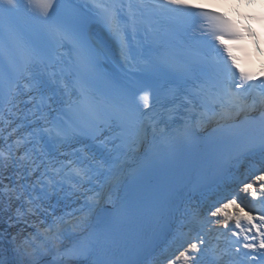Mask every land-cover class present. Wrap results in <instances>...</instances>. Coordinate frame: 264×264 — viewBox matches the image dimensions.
<instances>
[{
    "label": "snow or ice",
    "instance_id": "snow-or-ice-1",
    "mask_svg": "<svg viewBox=\"0 0 264 264\" xmlns=\"http://www.w3.org/2000/svg\"><path fill=\"white\" fill-rule=\"evenodd\" d=\"M20 0H0V27H4L8 32L9 40H11L19 50L23 68L27 70L31 65L41 61L44 54V46H34L31 42L24 40L19 33L15 32L11 27V20L15 13L21 10ZM35 18L48 21L51 13L55 9V0H27V4L23 5ZM95 7L99 9L100 18L113 38H115L121 48L122 55L128 48L126 39L127 31L131 29L133 36L135 35L138 16L137 13L145 5L141 4L139 8L129 3L127 6V18L122 22L119 15L123 5L116 3L105 4L96 2ZM162 11H181L189 8H198L189 0H165L164 4L153 5ZM199 17L202 19L201 27L205 28L208 35L212 38L210 41L212 48L216 52V81L212 92L204 96L206 103L213 106V111H203L200 113L201 119L217 118L231 119L234 115L255 111L260 107H264V77L259 78L260 84L253 83L257 77L244 68L238 62V57L234 54L232 46L225 40H240L241 33L237 30L232 21L227 17L207 9L199 10ZM45 31L50 42L58 44L61 48H67L69 56V73L76 78L71 84H65L66 89L71 88V95L76 96V100L69 103L67 111L57 117V125L55 129L46 128L45 131L52 137L55 131V138L58 142H64L77 137H89L96 139L103 125L110 124L113 120H118L120 126L131 124L136 120L137 106L127 101L121 105L103 106L95 96L91 84L96 69V58L101 52L100 46L88 35V25L85 21L74 19L71 23H48ZM252 35H255L254 33ZM0 55L9 56V50L3 40H0ZM28 88V85L24 86ZM256 91L259 100L252 96V92ZM134 95V93H133ZM143 107L149 108V96L147 93L141 97ZM192 103L191 100L188 101ZM215 106H219V111H215ZM71 113V114H69ZM40 119L47 122V113L41 114ZM151 131L153 135L156 133L155 125H152ZM148 135V127L141 123L136 131L135 136L128 142L121 145H115L114 148L108 147L107 141H101V145L107 149L109 156L115 151L117 154L111 159L110 163L115 165L116 170L120 171L125 167H130L137 162L138 153L141 146L146 141ZM20 141H17L19 144ZM123 147L125 150L120 151ZM108 160L101 158L96 161L97 172L103 169ZM93 169H74L80 181L90 180L89 173ZM57 176L60 175V169H56ZM63 179V178H62ZM255 181L261 182L259 187H255L253 183H244L240 189L241 192L249 194L253 200H260L264 204V173L257 175ZM49 186L55 188L59 185L58 181L49 180ZM82 186V185H81ZM76 185H73L75 188ZM105 195V185H101V190L94 192L93 195L87 197V201L81 209H74L53 220L52 224L46 229L45 244L39 247L45 248L47 245L56 246L63 232L66 231L67 225H72L75 221L76 227L84 226L88 218L95 211ZM110 198V195H109ZM31 204L32 201H29ZM219 206H214V210H210L212 217H221L216 222L221 224L224 229H229V222L234 220V229H229L231 235L235 237H243V242L237 239L235 243L242 244L244 249L257 252L264 250V214L253 216L250 213H244L237 203L236 195H232L229 199L227 195L222 197L218 202ZM40 208V205H36ZM229 207H234V213H229ZM19 211V210H18ZM31 212L32 209L29 208ZM80 215H76V212ZM243 213V215H241ZM66 217H70L68 219ZM208 223H211L210 221ZM211 230V229H210ZM238 230V231H236ZM255 233L249 235V233ZM198 243L189 242L188 247L184 251H180L175 259L168 258V264H195L194 257L191 253L202 251L200 245H204L203 238H198ZM59 250V249H57ZM240 248H236V252H240ZM68 256L86 255L87 249L84 246L66 249L64 252ZM248 255V253H245ZM260 258L264 259V252H260ZM256 260L254 256L252 258Z\"/></svg>",
    "mask_w": 264,
    "mask_h": 264
},
{
    "label": "bare ground",
    "instance_id": "bare-ground-1",
    "mask_svg": "<svg viewBox=\"0 0 264 264\" xmlns=\"http://www.w3.org/2000/svg\"><path fill=\"white\" fill-rule=\"evenodd\" d=\"M126 50L128 59H137L131 56L130 49ZM22 83L28 85V88L12 98L0 119V150L3 153L0 160V264H71L52 261L50 256L56 246L66 242L79 228L83 227H76L75 221L72 225L66 226V231L63 232L56 246L47 245L45 248L39 246L45 244L46 229L54 219L64 216L74 209H81L86 203V197L98 192L97 183L102 178L100 174L108 163L103 169H100L101 172L95 180L86 179L81 182L74 173L70 179L61 176L52 177V180L59 182L55 188L49 184L45 186L44 183L48 180L47 167L51 164L55 165L64 157H71L73 155L72 146L75 143L72 141L58 143L50 151L39 143L34 144L31 140L17 144L21 134H28L35 129V126L43 123L42 119L35 121L34 118H24L20 110L25 107L29 108L34 113L33 117L41 116L42 112L48 113L51 110V106L47 108L36 106L38 94L41 93V80L27 72ZM29 146H33V150L27 156L25 151ZM108 155L106 150L93 155L92 158L88 157L86 163L79 169H96L98 168L96 161L101 158L107 160ZM247 158L235 161L236 170L226 177L221 185L215 186L214 189L200 196L184 201L174 219L171 220V233L167 239L151 256L137 264H160L163 259L171 257L176 249L185 250L189 242L198 243V238L204 239L203 230L206 218L210 215V210H214L216 203L220 202L225 195L229 197L236 195L238 200L239 191L237 188L241 183L255 184L253 176L244 170L248 161H251L250 157ZM262 168L264 169V165ZM73 185L76 187L73 188ZM116 190L115 185L108 184L105 192L110 195V198L109 195H105L101 203L113 200ZM29 201L32 203L30 204ZM37 204L40 205V208L36 207ZM29 208L32 209L31 212ZM199 208L204 210L203 216L197 212ZM76 215H80V213L77 211ZM66 218L71 219L70 217ZM92 218L93 213L86 223ZM13 229L17 233L13 234ZM239 239L243 242L242 236ZM234 240L233 237H230V242H235ZM220 246L215 252L211 249L207 250L206 256H203L205 259L203 264H214V262L217 264H243L245 261L248 264H257V261L260 260V252H264V250L252 252L244 249L242 244H238L232 250L229 246L225 247L222 244ZM236 248L241 249L239 253L236 252ZM244 250L252 255L246 258ZM224 252L228 256H232L233 259L225 258L222 255ZM232 252L236 253V256H233ZM239 254L242 255L240 260L243 262L238 260ZM254 256L256 260L252 259Z\"/></svg>",
    "mask_w": 264,
    "mask_h": 264
},
{
    "label": "rangeland",
    "instance_id": "rangeland-1",
    "mask_svg": "<svg viewBox=\"0 0 264 264\" xmlns=\"http://www.w3.org/2000/svg\"><path fill=\"white\" fill-rule=\"evenodd\" d=\"M21 112H22V110H21ZM244 170L247 173H249L248 172V168H245ZM256 176L257 175H254L253 178L255 179ZM260 183L261 182L256 181L254 186L258 188ZM243 184L244 183L239 184V186L237 188V190L239 191L238 193L241 192L240 189L243 187ZM262 199L263 198H261V200ZM239 201L243 202V204H244L243 207H240V208L243 209L244 213H250L253 216H258V215L264 214V207H262L261 205L258 204V201H260V200H253L252 197L249 194L242 192V198H240ZM217 206H219L218 203H217ZM255 207H257L258 209H255ZM235 210L236 209L234 207H232V208L229 207L228 212L229 213H234ZM255 210H257V211L259 210V211L257 212ZM197 212L201 216L204 215V210L202 208H199L197 210ZM242 214L243 213H241V215ZM220 219H222V216L221 217H212V216L211 217H207V223H206V225L204 227V230H203V234L205 235L204 236L205 244L204 245H200L202 251H200L198 253H191V255L194 257L195 264H203L204 260L202 259L203 258L202 255H206V251L208 249H210V248L215 252L217 250V247L220 246V244L224 245L225 247L229 246L231 250L233 249V247L238 245L235 242H230V237H233L235 239L234 241L239 239V237L232 236L231 235V231L229 230V229L235 230L234 227H233L235 221L234 220L230 221L229 222V229H224L221 224L216 222L217 220H220ZM209 221L211 223H208ZM14 230L15 229L12 230L13 234L17 233V231L16 230L14 231ZM253 233H249V235H254L255 233L254 234ZM180 251H184V249L183 250L180 249V248L176 249L174 251V254L171 257H168V258L175 259V257L179 255ZM244 252L248 253V255H249V256H247V255L244 254V256L246 258H249L252 255L251 253L246 252V250H244ZM223 254H224L225 258L229 257L230 259L231 258L233 259V257L232 256H228L227 253H223ZM232 254H233V256H236V253L232 252ZM168 258L163 259L160 262V264H168ZM237 258H238V260L242 259V255L239 254ZM240 262H243V260H240ZM177 264H181V262L178 261ZM235 264H238V263H235ZM243 264H248V263H246V261H245V263H243Z\"/></svg>",
    "mask_w": 264,
    "mask_h": 264
}]
</instances>
